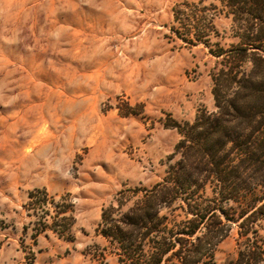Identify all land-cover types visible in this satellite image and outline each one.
<instances>
[{"label":"rangeland","instance_id":"rangeland-1","mask_svg":"<svg viewBox=\"0 0 264 264\" xmlns=\"http://www.w3.org/2000/svg\"><path fill=\"white\" fill-rule=\"evenodd\" d=\"M237 40L220 0H0V264L51 245L57 264H120L103 208L162 181L169 120L216 109L215 52ZM238 248L233 226L214 264Z\"/></svg>","mask_w":264,"mask_h":264},{"label":"trees","instance_id":"trees-1","mask_svg":"<svg viewBox=\"0 0 264 264\" xmlns=\"http://www.w3.org/2000/svg\"><path fill=\"white\" fill-rule=\"evenodd\" d=\"M220 1L238 40L215 52L216 109L170 119L180 139L162 181L120 190L102 210L120 264H214L233 226L239 248L229 264H264V0Z\"/></svg>","mask_w":264,"mask_h":264},{"label":"crops","instance_id":"crops-1","mask_svg":"<svg viewBox=\"0 0 264 264\" xmlns=\"http://www.w3.org/2000/svg\"><path fill=\"white\" fill-rule=\"evenodd\" d=\"M39 256L37 257V262L40 264H57L58 259L56 258V252L54 246H50L49 248H39ZM41 257V258H40ZM36 263V261H35Z\"/></svg>","mask_w":264,"mask_h":264}]
</instances>
